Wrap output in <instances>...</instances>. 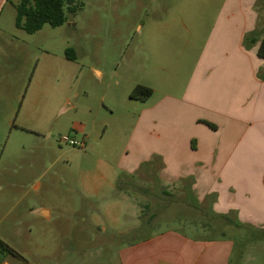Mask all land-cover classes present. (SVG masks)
<instances>
[{
    "label": "rangeland",
    "instance_id": "374dc122",
    "mask_svg": "<svg viewBox=\"0 0 264 264\" xmlns=\"http://www.w3.org/2000/svg\"><path fill=\"white\" fill-rule=\"evenodd\" d=\"M18 1L0 0V95L9 102L10 129L35 128L40 114L52 113L61 136L90 138L87 146L78 148L62 143V137L44 140L28 132L1 137L0 166L35 177L23 189L0 190V241L12 250L0 244V264H25L24 257L30 264H114L119 247L131 239L115 237L108 223L102 233L83 221L98 207L88 205L79 193L91 181L89 171L115 166L119 154L133 156L156 140L129 136L134 123L167 94L170 83L180 80V73L167 70L161 30L152 28L163 16L154 9L179 7L180 0H81V10L67 14L65 25H45L32 35L15 26ZM254 6L264 20V0ZM174 11V18L180 16ZM259 29L264 36L262 22ZM68 49L74 57H67ZM95 71L104 75L98 77ZM137 85L154 90L152 98L131 100ZM152 150L160 151V145L155 143L147 154ZM127 160L130 165L139 161ZM38 209L51 211V216H41ZM184 212L171 204L155 225L195 236L200 232L183 227L181 218H189L194 220L189 224L214 227L213 236L235 242L231 264H264V223H227L213 215ZM128 215L121 216L123 223H130ZM98 246L105 252L92 253Z\"/></svg>",
    "mask_w": 264,
    "mask_h": 264
},
{
    "label": "crops",
    "instance_id": "0c3cea01",
    "mask_svg": "<svg viewBox=\"0 0 264 264\" xmlns=\"http://www.w3.org/2000/svg\"><path fill=\"white\" fill-rule=\"evenodd\" d=\"M256 2L180 0L179 7L154 9L163 15L152 28L162 32L167 70L180 73V80L171 82L167 94L150 106L152 112L134 123L129 137H156L150 148L157 143L161 150L119 154L117 165L89 171L91 181L79 193L98 207L83 221L102 233L108 223L115 237L131 239L119 247L114 264L232 263L235 242L213 236L214 227L189 224L194 220L186 217L183 227L199 234L156 227L171 204L183 207V216L203 213L227 223H264V59L258 55L264 20ZM9 117V102L0 95V141L23 132L44 140L62 137L52 113L40 114L35 128L11 130ZM89 138L83 134L86 146ZM130 157L138 163L128 164ZM34 177L0 166V190L23 189ZM127 213L129 224L121 218ZM98 249L92 253L105 252Z\"/></svg>",
    "mask_w": 264,
    "mask_h": 264
},
{
    "label": "trees",
    "instance_id": "16d2710c",
    "mask_svg": "<svg viewBox=\"0 0 264 264\" xmlns=\"http://www.w3.org/2000/svg\"><path fill=\"white\" fill-rule=\"evenodd\" d=\"M15 26L27 34H35L45 25L58 28L68 22L67 14L75 16L82 8L81 0H19L15 5ZM73 51H66L67 57H74ZM258 55L264 59V39L258 49ZM153 95V90L144 85H137L130 93L133 100L145 101ZM212 128L213 125H210ZM1 246L12 252L0 241Z\"/></svg>",
    "mask_w": 264,
    "mask_h": 264
},
{
    "label": "built area",
    "instance_id": "2783aa9c",
    "mask_svg": "<svg viewBox=\"0 0 264 264\" xmlns=\"http://www.w3.org/2000/svg\"><path fill=\"white\" fill-rule=\"evenodd\" d=\"M61 142L78 148H84L86 146L84 140H76L71 138L69 135L62 136Z\"/></svg>",
    "mask_w": 264,
    "mask_h": 264
},
{
    "label": "water",
    "instance_id": "95a60500",
    "mask_svg": "<svg viewBox=\"0 0 264 264\" xmlns=\"http://www.w3.org/2000/svg\"><path fill=\"white\" fill-rule=\"evenodd\" d=\"M40 214H41V216H43V217H46V218L49 217V215H48V211H47V210H42V211H40Z\"/></svg>",
    "mask_w": 264,
    "mask_h": 264
}]
</instances>
